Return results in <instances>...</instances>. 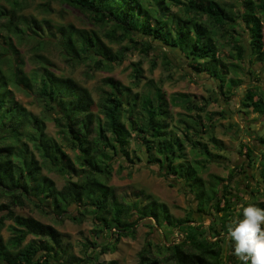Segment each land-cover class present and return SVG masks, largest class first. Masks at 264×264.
<instances>
[{
	"label": "trees",
	"instance_id": "16d2710c",
	"mask_svg": "<svg viewBox=\"0 0 264 264\" xmlns=\"http://www.w3.org/2000/svg\"><path fill=\"white\" fill-rule=\"evenodd\" d=\"M52 1L42 4V18L26 12L32 0H7L8 5L0 7V264H119L115 259L98 262L93 252L97 248L115 250V243L123 236L134 237L137 225L145 220L154 221L146 222L151 228H165L181 236L169 245L156 243L160 250L170 252L165 260L152 255L150 242L139 252L138 264H239L232 254V242L226 238L227 225L237 216L242 218V206L255 200L253 204L264 208V202L258 197L261 190L255 189L248 191L249 200L242 199L240 193H247L250 182L242 189L235 180L243 173L246 180L255 179L247 170L254 163H260L257 167L261 168L264 162V135L257 138L261 145L258 160L253 159V146L241 142L237 153L246 160L235 164L226 176L211 174L212 181H208L200 175V166L230 161V148L216 131L227 118L224 109L208 110L206 99L199 104L188 93L169 95L162 82L147 81L149 90L139 94L109 77L104 82L110 90L103 91L99 112H95L91 91L75 78L59 74L58 66L45 52L54 44L72 68L95 59L96 69H106L123 62L131 49L125 42L141 43V50L149 55L153 41H160L181 50L194 72L217 80L228 99L240 81L230 78L229 73L239 71L238 62H246L247 52L264 64V0H240L243 12L237 17L231 12L233 4L219 0H62L104 27L108 42L120 44L116 51L100 29L55 22ZM172 5H185L184 15L172 11ZM239 18L249 29L248 47L236 32ZM50 26L55 31L46 33ZM139 36L148 40L140 41ZM216 36L231 43L235 51L231 55L236 57L233 62L221 56L213 40ZM22 45L30 47L29 58L23 55ZM165 62L172 64L168 56ZM29 63L33 67L28 70ZM134 70L138 83L143 70L138 65ZM252 83L242 103L263 116L264 88ZM14 89L33 92L43 104L44 115L38 116L17 102ZM179 104L187 111L174 113L173 107ZM46 119L54 121L66 135L63 141L47 132ZM226 132L236 138L237 133ZM135 137L148 164L158 163L162 176L183 181L194 193L200 218L194 216L195 209L193 215L177 217L156 197L149 196L143 206L118 197L110 184L114 163L118 155L130 160L127 165L121 163L119 171L135 163L129 151ZM188 147L199 151L202 160L190 159ZM66 148L73 150V157ZM137 159L142 157L137 155ZM44 169L65 176V184L59 188ZM260 176L264 180L262 171ZM234 188L241 190L234 192ZM28 205L54 218L66 216L81 222L92 216L94 230L99 232L96 238L109 235L116 241L113 245L111 240L88 241L84 256H76L54 225L15 211L17 206ZM206 216L211 217L209 223ZM7 221L11 223L7 225ZM5 228L10 232L7 239ZM29 236L33 238L24 244Z\"/></svg>",
	"mask_w": 264,
	"mask_h": 264
},
{
	"label": "rangeland",
	"instance_id": "374dc122",
	"mask_svg": "<svg viewBox=\"0 0 264 264\" xmlns=\"http://www.w3.org/2000/svg\"><path fill=\"white\" fill-rule=\"evenodd\" d=\"M219 1L221 3L233 4L234 7L231 12L235 17L243 12V5L240 0ZM44 2H46V0H32V4L26 12L33 13L37 15L38 18H42V4ZM3 5H8L7 0H0V7ZM51 7V17L55 19V22L73 23L78 28H86L88 30L100 29V33L103 36L104 27L101 29L98 24L89 20L82 12L71 7L62 0H53L51 2ZM184 7L185 5L179 7L172 5L171 10L184 15ZM109 27L110 25L108 24L106 28ZM54 31L55 29L53 26H50L46 33H52ZM236 32L241 34L242 43L246 44L248 47L249 29L246 23L240 18L236 23ZM103 38L114 51L120 49V44L108 42L105 36H103ZM142 39L148 40L144 36L138 37V40L141 41ZM213 40L218 46L221 56L229 62H233L236 57H232L231 53L235 51H233V47L231 43L227 41V38L216 36ZM124 44H128L131 49L128 50L123 62L113 64L106 69H96L95 59H92L89 63L72 68L62 59L59 49L54 44L48 45L45 54L55 62L56 66H58L57 72L59 74L62 73L75 78L81 85L87 87L91 91L96 102L94 107L95 112H99V107L97 105L103 91L110 90V86L104 82V79L109 77L119 80L121 84L125 86H131L134 92H139V94H145V92L149 90L147 81L153 80L154 82H162L163 89L169 95L175 93H188L192 95V98L199 104H202L204 102L203 99H206L207 103H209L208 110L222 111L224 109L227 118L222 119V123L216 131L218 137L224 140L226 145H228L227 148H230L228 153L225 152L228 154L230 161L228 164H217L213 162L210 163L207 168L200 166V175L208 181H212L211 174L226 176L235 164L239 165L246 160L244 155L237 153L241 142L247 141L253 146L255 150L253 159L258 160L259 148L261 145L257 138L259 135H264V115L261 116L252 112V108L243 105L242 102L245 91L248 86L253 84L252 82L255 83L254 85L258 86L257 88H261V86L264 88L263 63L259 62L255 57H251L250 52L246 53V62H244V60H238L241 68L238 72L234 70L231 71L229 77L239 78L238 80L240 81L233 87V93L227 99L222 93L217 80L211 79L207 74L194 72L188 66L184 57L186 55H183L181 50L174 47L163 46L160 41L154 40L153 51L147 55L141 50V48H143L141 43L134 44L125 42ZM20 48L26 58L31 56V52L28 50L30 47L28 45H22ZM165 56H168L172 60V64L165 62ZM249 58H252V63L249 61ZM248 61L250 63H248ZM254 62L256 63L253 64ZM137 65L141 66L143 70L142 76L140 77L141 79L138 83L134 81V69ZM31 67H33V64L29 63L27 69L29 70ZM260 90L256 91L257 95L260 94ZM14 94L16 101L20 102L34 114L38 116L44 115L43 104L39 102L33 92L14 89ZM256 98L258 97L256 96ZM181 99L183 100V98ZM183 105L184 104H179L174 106V113L186 112L187 110ZM176 117H178V115H176ZM238 128H241L240 133L237 131L239 130ZM46 130L51 136L60 141L66 138V135L60 133L59 128L51 119H46ZM226 130L237 133L236 138L232 137L230 134H226ZM239 137L241 138L239 139ZM139 143L140 141L138 142L136 137L131 140L129 147L130 158L134 159L135 163L130 167L119 171V165L121 163L127 165L130 160L122 157V155L116 156L117 159L114 163V172L110 184L115 187L118 197L121 200L125 199L127 202L137 204L138 206L145 205L146 202H148L149 196L156 197L166 202L172 213L177 217L183 218L190 214L193 215V209H195L194 216L200 218L194 193L185 186L183 181H179L175 178L167 179L162 176V169L158 163L157 165L148 164L147 158L144 157V151L140 149L141 144ZM66 149L73 157V150L70 148ZM187 154L190 159L202 160L200 152L190 147L187 148ZM137 155L141 156L142 160H136ZM259 164L260 163H254L252 167L247 170V173L255 174V179L251 178L246 180L244 177L245 173H243L238 175L235 180L242 184V189L243 186L245 188L247 181L250 182L248 183L249 188L247 189V193H240L242 199L245 198V200H249L248 191L255 189L261 190L262 194H259L258 197L260 201L264 202V180L260 176V171L264 173V162L261 164V168L257 167ZM43 173L54 179L59 188L66 182V177L55 171L44 169ZM257 182L259 185L256 184ZM236 190L240 191L241 189L234 188V192H237ZM6 200V198H2L3 202ZM254 202L255 200H252V204ZM15 211L19 214L33 216L45 223L54 225L63 233L64 242L69 245L71 252L79 257H83L86 253L84 244L88 243V241L98 240L102 243L105 240H111L110 245H113L116 241L109 235H105V237L101 236L99 239L96 238L99 232L94 230L95 220L92 216L84 218L81 222L73 221L66 216L63 218H54L52 215H46L38 209L33 208L32 205L26 207L17 206L15 207ZM206 218V223H209L211 217L206 216ZM146 222L152 223L154 221H140L137 225L136 235L134 237H121L119 241L115 243L116 248L113 251L107 250L103 252L101 251L102 249L97 248L92 255L94 259L98 262H109L115 259L119 264H138L139 252L151 242L152 255L165 260L170 255V252L167 250H160L156 243L164 242L169 245L172 244L174 240L178 241L181 235L178 232L171 234V232L165 228H151L146 225ZM6 223L9 225L11 221H7ZM3 235L5 239L10 236V232L7 228L3 230ZM32 238V236H29L24 244L28 243Z\"/></svg>",
	"mask_w": 264,
	"mask_h": 264
},
{
	"label": "clouds",
	"instance_id": "9594fccd",
	"mask_svg": "<svg viewBox=\"0 0 264 264\" xmlns=\"http://www.w3.org/2000/svg\"><path fill=\"white\" fill-rule=\"evenodd\" d=\"M226 238L232 242V254L239 264H264V208L242 206V218L237 216L228 223Z\"/></svg>",
	"mask_w": 264,
	"mask_h": 264
}]
</instances>
